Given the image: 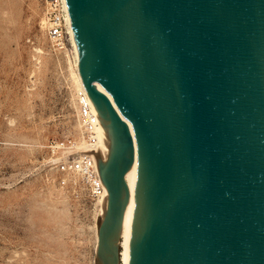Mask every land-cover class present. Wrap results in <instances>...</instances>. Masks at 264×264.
Listing matches in <instances>:
<instances>
[{
	"label": "water",
	"instance_id": "water-1",
	"mask_svg": "<svg viewBox=\"0 0 264 264\" xmlns=\"http://www.w3.org/2000/svg\"><path fill=\"white\" fill-rule=\"evenodd\" d=\"M67 5L103 130L96 264L120 263L137 142L131 264H264V0Z\"/></svg>",
	"mask_w": 264,
	"mask_h": 264
},
{
	"label": "rangeland",
	"instance_id": "rangeland-1",
	"mask_svg": "<svg viewBox=\"0 0 264 264\" xmlns=\"http://www.w3.org/2000/svg\"><path fill=\"white\" fill-rule=\"evenodd\" d=\"M44 13V0H0V264H96L100 207L49 165L52 140L81 134L74 61Z\"/></svg>",
	"mask_w": 264,
	"mask_h": 264
},
{
	"label": "built area",
	"instance_id": "built-area-1",
	"mask_svg": "<svg viewBox=\"0 0 264 264\" xmlns=\"http://www.w3.org/2000/svg\"><path fill=\"white\" fill-rule=\"evenodd\" d=\"M44 26L46 34L55 51L66 52L74 56V45L71 39V19L67 0H44ZM78 124L81 140L70 137L65 140H52L49 148L52 153L49 161L60 174L78 176L96 206H101L104 199V186L97 167L96 153L101 142L102 127L95 109L83 91L78 92ZM88 148L78 153L80 143ZM65 184L66 179L62 178Z\"/></svg>",
	"mask_w": 264,
	"mask_h": 264
},
{
	"label": "bare ground",
	"instance_id": "bare-ground-1",
	"mask_svg": "<svg viewBox=\"0 0 264 264\" xmlns=\"http://www.w3.org/2000/svg\"><path fill=\"white\" fill-rule=\"evenodd\" d=\"M10 8V7H9ZM11 13V12H10ZM9 13V14H10ZM12 14H10L11 16ZM43 23V21H42ZM72 24V23H71ZM42 25V24H40ZM44 30V28H43ZM44 33V31H43ZM46 33V31H45ZM71 39H72V43L74 45V56L72 57L71 54H69L70 58H72L73 64H72V75L74 78V81L76 83V90L79 91H83L84 93L87 94L90 102L91 98L90 95L87 91L83 76L81 75V63H80V59H79V54L76 48V44H75V38H74V32H73V26L71 25ZM68 57V59H69ZM72 63V62H71ZM70 64V63H69ZM70 66V65H69ZM71 69V68H69ZM71 72V71H70ZM75 86V85H74ZM78 94V93H77ZM76 96V94H75ZM77 99V98H76ZM93 105V103H92ZM112 106L113 108H115L116 110L123 112L121 110V108L117 105V103L114 101L112 102ZM94 107V106H93ZM79 113V112H78ZM77 113V114H78ZM127 117V116H126ZM129 120V119H128ZM130 121V120H129ZM130 123L132 124L133 128L134 125L133 123L130 121ZM79 125V124H78ZM135 131V129H134ZM80 134V133H79ZM80 136V135H79ZM81 137V136H80ZM77 139V138H76ZM103 141V131L101 132V142ZM100 142V143H101ZM88 148L86 147V145L81 142L80 143V149L78 150L79 154H82L83 152L87 151ZM98 152V151H97ZM96 161H97V157H96ZM139 163H140V151H139V146H138V142H137V150H136V155H135V159H134V164L124 173V177L126 179L127 185H128V189H129V193H130V197L128 200L127 205L125 206L124 209V213H123V221H122V232H121V237H120V241H119V245H120V253H119V264H131V254H130V250H131V240H132V235H133V222H134V216H135V208H136V200H137V188H138V183H139ZM59 190V189H58ZM53 191V189H52ZM56 192V191H53ZM58 193V192H57ZM63 193V192H62ZM51 195V194H50ZM58 196V195H57ZM56 197V196H55ZM49 198V197H48ZM54 198V197H53ZM62 198V197H61ZM51 202V201H49ZM55 202V201H53ZM57 202V201H56ZM59 203V201H58ZM54 204V203H53ZM57 204V203H56ZM55 208V207H54ZM98 208V207H97ZM96 208V209H97ZM99 209V208H98ZM50 210V209H49ZM48 210V211H49ZM47 211V210H46ZM54 212H56L55 210H53ZM61 211V210H60ZM96 211V210H95ZM98 211V210H97ZM100 214L103 212V205L101 203L100 206ZM52 212V211H51ZM53 212V213H54ZM59 212V211H58ZM62 212V211H61ZM64 212V211H63ZM42 213V212H41ZM40 214V213H39ZM47 214V213H45ZM96 214V213H95ZM66 215V214H64ZM97 215V214H96ZM95 215V220H96V216ZM48 216V215H47ZM45 217V215H44ZM55 219V218H54ZM58 219V218H57ZM45 220V219H44ZM47 220V219H46ZM56 220V219H55ZM59 220V219H58ZM60 221V220H59ZM65 221V220H64ZM48 222V221H47ZM96 227V224H95ZM98 227V226H97ZM96 227V228H97ZM92 228V227H91ZM94 228V226H93ZM99 230V229H98ZM97 231V229H96ZM96 233V232H95ZM99 234V233H98ZM99 239V238H98ZM98 241V240H97ZM98 243V242H97Z\"/></svg>",
	"mask_w": 264,
	"mask_h": 264
}]
</instances>
